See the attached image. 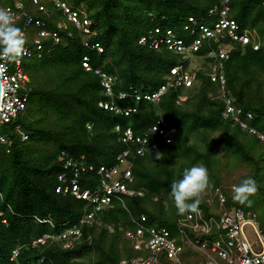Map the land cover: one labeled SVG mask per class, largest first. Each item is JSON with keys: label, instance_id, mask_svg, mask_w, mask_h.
I'll use <instances>...</instances> for the list:
<instances>
[{"label": "trees", "instance_id": "16d2710c", "mask_svg": "<svg viewBox=\"0 0 264 264\" xmlns=\"http://www.w3.org/2000/svg\"><path fill=\"white\" fill-rule=\"evenodd\" d=\"M3 1V6L14 3ZM23 1L26 8H33L29 0ZM65 1L73 9L84 8L95 33H83L71 24L60 27L56 19L63 17L50 1L43 3L55 16L40 12L35 16L45 21L46 29L57 31L60 41L53 43V37H49L44 40L43 49L37 51L31 44L37 29L30 27L25 32V45L33 50L31 56L22 57L31 92L25 110L0 130L12 141L9 152L0 151V264H32L39 258H43L41 264H119L122 259H130L139 254L124 236L125 231L134 229L133 220L143 214L149 223L175 233L178 219L185 214L176 212L174 220L169 217L175 206L171 184L182 179L184 169L201 164L207 168L211 182L198 206L205 215L219 212L218 201L213 199L210 204L208 199L220 187L227 208L253 211L264 224V216L256 208L260 205L263 210L264 205V142L223 119L220 85L211 81L209 68L190 71L192 86L169 90L159 103L136 101L134 97L115 98L121 107H137L127 116L99 106L100 101L109 98L94 68L101 67L116 76L115 95L129 87L140 93L157 90L169 80L174 60L182 53L163 45L154 49L139 39L154 33L156 28L161 30L160 35L171 29L188 45L198 35L197 31L192 34L184 29L186 24H192L189 18L197 25L215 22L219 16L211 15L209 9L220 0ZM228 6L229 18L241 29L254 30L260 47L254 50L252 44L231 42L229 58L224 62L226 89L235 104L254 113L250 124L264 131V7L261 0H229ZM16 26L24 28L22 22ZM95 44L103 51L98 52ZM207 49L205 42L193 54L202 57ZM83 57L88 58L92 70L82 65ZM188 68L185 63L184 69L189 72ZM182 94L186 95L185 100L177 103ZM159 111L166 121L177 126L173 140L167 143L162 136L149 135L144 154L135 156L138 146L123 143L120 136L127 128L135 136L142 135L155 122ZM116 126L120 131H116ZM16 128L27 133L28 139L22 141ZM126 148L131 151L128 159L133 161L130 187L140 188L143 195L125 196L122 203L115 200L100 215L102 224L83 225L81 236L69 248H64L58 238L32 246L34 238L61 233L84 213L82 199L55 192L57 174L62 169L58 154L66 151L76 159L84 156L86 163L94 167L112 166ZM156 151L161 152L158 160L154 159ZM242 166L247 172L232 179ZM247 177L256 180L258 190L249 198L250 205H241L232 199V186ZM97 181L94 171L83 173L81 189L92 188ZM40 219L48 221L41 223ZM189 235L197 236L191 232ZM207 237L214 239L215 233ZM17 248L18 255L11 259ZM159 259V264H198L203 254L186 246L179 262L163 254Z\"/></svg>", "mask_w": 264, "mask_h": 264}, {"label": "built area", "instance_id": "2783aa9c", "mask_svg": "<svg viewBox=\"0 0 264 264\" xmlns=\"http://www.w3.org/2000/svg\"><path fill=\"white\" fill-rule=\"evenodd\" d=\"M29 1L33 6L31 9L26 8L23 0H14L13 5L2 7L11 8L16 25L20 22L23 23L24 28L21 31L24 37L28 28L37 29V33L31 38V44L37 51L43 49L44 40L49 37H53V43L60 41V34L57 31L46 29L45 21L35 16L39 12L54 15L43 1H50L60 11L63 17L58 18L60 27L71 24L83 33H95L94 25L85 16V11L73 9L65 0ZM228 2L229 0H220L219 3L214 4L209 9L211 15L218 14L219 16L215 22L197 25L193 18H189V22L192 24H186L184 29L193 31L192 34L197 31L198 35L188 45L184 43L182 38H178L171 29H167L164 34L160 35L161 30L159 28H156L154 33L142 37L139 41L146 42L154 48L163 44L173 52H187L189 54L199 51L206 42L208 49L205 58L208 60V68L210 69L208 76L212 82L220 85L219 98L223 102L221 112L223 119L230 120L264 142V131L250 124V121L255 118L254 113L236 105L233 97L228 94L226 89L224 62L229 58L232 49L230 42H239L243 45L252 44L254 50H258L260 47L255 32L241 29L234 19L229 18ZM261 3L264 7V0H261ZM80 16L84 17L81 18ZM191 26H195L197 29H191ZM226 38L229 39L228 43L224 41ZM96 46L99 51L102 50L97 44ZM24 48L25 53L22 57L31 56L33 50L28 45H24ZM22 57L15 61L0 58V130L3 124L11 122L13 118L25 110L31 92L28 85L30 77L25 72ZM82 65L87 70L91 69L87 57L82 58ZM94 72L100 77V83L105 94L110 97V100L100 102L99 105L104 109L124 115L135 112L136 107L122 108L118 106L115 98L125 100L134 97L137 101L144 99L158 103L169 90L177 91L181 86L188 87L193 83V76L184 69V63H181L173 66L170 69L171 77L169 80L151 93L142 94L130 87L129 90H119L115 95L113 82L116 77L99 68H95ZM184 99V96H180L178 103ZM88 127L91 126L88 125ZM16 130L20 132L22 141L28 139L27 133L19 130V128ZM116 131H120L119 126H116ZM176 131L177 126L166 121L159 113L155 122L142 135L135 136L132 129L127 128L120 136V140L126 144H136L138 147L134 155L142 156L144 154L143 147L147 144L149 135L162 136L169 143L173 140ZM11 145L12 141L0 133V151L9 152ZM130 153V149L126 148L116 156L117 163L115 165L94 167L86 163L84 156L76 159L68 152L61 151L57 160L61 163L62 169L57 174L55 192L71 194L82 199L85 202L84 213L79 219L65 227L61 233L57 235L45 233L34 238L31 245L44 244L49 239L58 238L63 241L64 248H69L72 246L73 240L81 236L83 225L102 224L100 215L111 207L115 200L122 203L125 196H142L143 191L140 188L130 187V183L133 182V161L128 159ZM92 171L99 177V181L92 188L82 190L80 186L81 176L83 173ZM211 194L208 202L212 204L213 199L218 201L219 212L212 215H205L201 209L195 213L186 212L178 219L175 233L158 224L149 223L143 214L135 218L133 220L134 229L125 231L124 236L132 242L134 249L139 254L130 259H122L119 264H159V258L162 254L179 262L180 254L186 246H191L203 254V259L198 264H264V224L258 220L253 211H245L233 206L227 208V199L220 187H216ZM123 205L125 204L123 203ZM38 221L44 223L48 220L40 219ZM247 227L252 230L256 237L253 242L247 236ZM108 228L111 229L110 226ZM190 232L197 234V236H190ZM211 233H215L214 239L207 237ZM18 251V248L13 250L11 259L18 255ZM42 262L43 258H39L32 264H41Z\"/></svg>", "mask_w": 264, "mask_h": 264}, {"label": "clouds", "instance_id": "9594fccd", "mask_svg": "<svg viewBox=\"0 0 264 264\" xmlns=\"http://www.w3.org/2000/svg\"><path fill=\"white\" fill-rule=\"evenodd\" d=\"M252 31L255 32L254 30H252ZM145 36H142V37H145ZM25 42L26 41H25L24 34L22 33L21 29L16 26L15 16L12 13L11 8L0 7V58H5L9 61H15L18 58L22 57L25 53V48H24ZM226 43H228V41ZM230 44H231V42H230ZM161 45H163V44H161ZM98 46L102 49V47L100 45H98ZM94 47L97 49L98 52L103 51V49L101 51H99L96 44L94 45ZM150 47L152 48L153 46H150ZM158 48H154V49H158ZM191 54H193V53H191ZM229 55H230V53H229ZM200 58L203 59L205 61V63L207 64V67L205 68V69H207L209 66H208V60L205 58V54H204V56H202ZM96 68H99V69L103 70L104 72L108 73L107 71H105L101 67H96ZM92 69L93 68L91 67L90 70H92ZM189 69L190 68H188V70ZM90 70H88V71H90ZM94 70H95V68L93 69V71ZM189 73H190V71H189ZM108 74L112 75L111 73H108ZM112 76L116 77L115 75H112ZM168 77L169 78L171 77L170 72L168 74ZM99 80H100V77H99ZM193 81H194V79H193ZM104 94H105V92H104ZM142 94H144V93H142ZM180 96H184L186 98V95H184V94H182ZM180 96L178 97L177 103L180 100ZM107 97L109 98L107 100H110V97L109 96H107ZM107 100H104V101H107ZM142 100H144V99H142ZM184 100H181V103ZM104 101H100V102H104ZM130 107H136V106H130ZM122 108H127V107H122ZM105 110H107V109H105ZM136 111H137V107H136ZM159 113H161V111H159ZM118 114H120V113H118ZM121 115H124V114H121ZM158 116H159V114H158ZM161 116H162V113H161ZM160 158H161V152L156 151L154 153V159L158 160ZM210 186H211V182L209 179L208 170L202 164L192 166L191 168L184 169L183 174H182V179L174 181L171 184V190H170V195L174 201V205H175V208L177 210V213L180 215H183L186 212H191V213L197 212L199 210L198 206L201 202L200 197H201L202 193H204ZM257 190H258V187H257V182L255 179H253L252 177L244 178L241 180V182L239 184L234 185L232 187V199H233V201L238 202L241 205H244L246 203L248 205H250L251 200L249 198L252 195H254L257 192ZM189 201H191V202H189Z\"/></svg>", "mask_w": 264, "mask_h": 264}, {"label": "rangeland", "instance_id": "374dc122", "mask_svg": "<svg viewBox=\"0 0 264 264\" xmlns=\"http://www.w3.org/2000/svg\"><path fill=\"white\" fill-rule=\"evenodd\" d=\"M3 5H4V1L0 0V6H3ZM80 10H84V8H81ZM56 22L59 24V21L57 19H56ZM178 55H181V56L177 57L174 60V62H175L174 64L179 65L181 63H188V66L190 67L189 71L193 72L194 69H199V68L205 69L207 67V64L205 63V61L203 59H201L200 57H198L196 54H189L186 52V53L178 54ZM183 91L186 92V89H183ZM16 122H17V120H15V123ZM246 172H247L246 167L242 166L238 169V171H236L231 176V178L234 179L235 177H238L239 174H244ZM256 208H257L260 216L263 217L264 216V205H262L263 210L260 209L261 208L260 205H256ZM176 212H177V210H176L175 206H173V208H171L170 212H169V217L172 220H174ZM246 233L252 242L256 239L255 235L252 233V230L249 227L246 228Z\"/></svg>", "mask_w": 264, "mask_h": 264}, {"label": "water", "instance_id": "95a60500", "mask_svg": "<svg viewBox=\"0 0 264 264\" xmlns=\"http://www.w3.org/2000/svg\"><path fill=\"white\" fill-rule=\"evenodd\" d=\"M0 100H1V75H0Z\"/></svg>", "mask_w": 264, "mask_h": 264}]
</instances>
